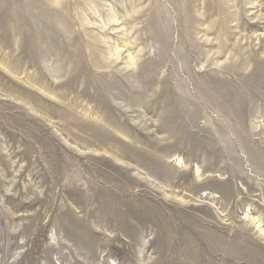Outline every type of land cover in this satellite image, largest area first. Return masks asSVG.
I'll return each mask as SVG.
<instances>
[{"label": "rangeland", "instance_id": "374dc122", "mask_svg": "<svg viewBox=\"0 0 264 264\" xmlns=\"http://www.w3.org/2000/svg\"><path fill=\"white\" fill-rule=\"evenodd\" d=\"M0 264H264V0H0Z\"/></svg>", "mask_w": 264, "mask_h": 264}]
</instances>
